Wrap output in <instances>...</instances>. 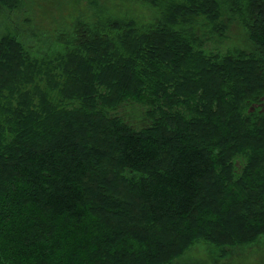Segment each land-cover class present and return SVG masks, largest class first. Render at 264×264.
<instances>
[{
	"label": "trees",
	"instance_id": "obj_1",
	"mask_svg": "<svg viewBox=\"0 0 264 264\" xmlns=\"http://www.w3.org/2000/svg\"><path fill=\"white\" fill-rule=\"evenodd\" d=\"M136 1L155 10L152 21L89 1L95 19L79 13L45 57L17 30L0 33V206L16 197L21 169L35 197L17 199H56L19 207L35 208V254L5 249L0 233V264H178L200 242L221 264L264 237V0ZM236 18L250 50L204 48L198 28L221 39ZM190 150L199 174L184 182ZM169 182L187 190L164 196ZM59 189L75 204L53 205L67 199Z\"/></svg>",
	"mask_w": 264,
	"mask_h": 264
},
{
	"label": "rangeland",
	"instance_id": "obj_2",
	"mask_svg": "<svg viewBox=\"0 0 264 264\" xmlns=\"http://www.w3.org/2000/svg\"><path fill=\"white\" fill-rule=\"evenodd\" d=\"M89 1L93 0H23L21 7L14 11H9L0 7V33L4 30H17L20 39L29 48L31 55L35 57H45L44 55H48L59 48L56 36L59 33L70 31L71 28L68 27L79 13H82L88 21L95 19L96 11L99 10L100 7L98 4L94 6L90 3V5ZM95 1H98L101 6L107 7V11L112 15L134 18L135 23L139 26H143L152 21L155 16V10L153 8L136 0ZM197 33L202 36L204 48L210 52L223 53L233 47L250 50L253 47L248 38L247 30L240 24L237 18L236 23L232 22L229 24L226 35H223L224 38L220 39L216 34H210L209 29L203 26L197 29ZM118 110L119 113L125 112L127 118L133 120V123L136 125L144 126L147 122L142 112L128 109L126 106L120 107ZM142 110L143 108L141 111ZM130 115L132 116L129 117ZM181 158L184 164L186 163L184 169L185 176H187L188 179H183L184 182H187L188 180H192L194 175L199 174V171H195L193 168L194 165H192L190 161L191 159H197V157L194 155L193 151L190 150L186 154H183ZM56 159L59 161L61 160L60 157ZM179 174H183L182 170H180ZM28 175V170L21 169L20 174L11 180L13 187H17L18 189H15L17 190L15 198L12 192H9V199L5 202L7 203V208L3 209V204L0 206V213L4 215L1 219L7 227L6 230L0 228V233L2 242L4 240L2 236H6L9 239L4 242L5 249L11 247L16 249L18 253L27 254L30 252L31 254H35V251L29 249L39 241L33 238L34 236L30 237L36 233L35 216L34 218L32 217V212L35 211V208L22 212L19 210V207L25 204H38V207L41 204L45 206L52 205L49 204V202H55L56 199L54 198V192L53 194H44L43 198H40L39 203H35V200L34 202H30L17 199V197H28V194H31V189L36 187V183L33 181H29V184L17 181V178L20 176L27 177ZM59 181H61V178ZM25 184H27L28 187L25 188ZM28 190H30V193ZM184 190H187V188L180 184L169 182L168 187L164 189L162 194L164 196L173 195L181 193ZM59 192H61L60 196L62 195L65 198L71 193L66 190L61 191V189L57 191V193ZM34 197L35 196L31 194L30 198L32 199ZM181 202L183 201H179L178 203ZM73 204H75L74 198L69 197L65 199L63 203L53 205L67 207ZM166 204L175 205V203L169 200H164L161 203V205ZM32 222L33 224L31 225ZM59 240L60 239L57 241L59 242ZM66 243H56L59 247L55 249L51 248V250L53 249L55 255L60 256L61 253L66 250ZM210 249L211 247L209 244L205 242L194 244L181 257L178 264H214V254ZM229 254L230 256L226 259V263L222 261L221 264H264V237L260 238L256 244L233 247L230 249ZM216 257L219 258L220 256Z\"/></svg>",
	"mask_w": 264,
	"mask_h": 264
},
{
	"label": "flooded vegetation",
	"instance_id": "obj_3",
	"mask_svg": "<svg viewBox=\"0 0 264 264\" xmlns=\"http://www.w3.org/2000/svg\"><path fill=\"white\" fill-rule=\"evenodd\" d=\"M230 256V255H229Z\"/></svg>",
	"mask_w": 264,
	"mask_h": 264
}]
</instances>
